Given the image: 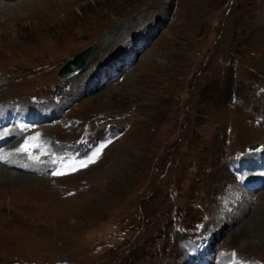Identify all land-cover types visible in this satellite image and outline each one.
I'll return each instance as SVG.
<instances>
[{
  "label": "rangeland",
  "instance_id": "obj_1",
  "mask_svg": "<svg viewBox=\"0 0 264 264\" xmlns=\"http://www.w3.org/2000/svg\"><path fill=\"white\" fill-rule=\"evenodd\" d=\"M1 5L0 114L39 111L44 178L0 166V264H264L249 228L264 192L245 191L236 172L256 164L250 148L264 154V0ZM49 108L59 115L40 116ZM15 133L1 145L28 148L29 131ZM84 139L86 166L53 175L44 149ZM248 192L254 202L232 220ZM245 227L251 236H235Z\"/></svg>",
  "mask_w": 264,
  "mask_h": 264
},
{
  "label": "bare ground",
  "instance_id": "obj_2",
  "mask_svg": "<svg viewBox=\"0 0 264 264\" xmlns=\"http://www.w3.org/2000/svg\"><path fill=\"white\" fill-rule=\"evenodd\" d=\"M5 0H0V15L1 14H4V13H6L9 9H7V8H10V7H5V6H2L1 4H3V2H4ZM5 4V3H4ZM7 14V13H6ZM92 51V50H91ZM90 51V52H91ZM88 53V55L84 58V60H82L81 59V61H82V63L80 64L81 65V67H82V69L84 68V66H85V64H86V62L88 61V59H89V56H90V54L92 53ZM80 62V61H79ZM11 70V69H10ZM12 71V70H11ZM7 72V71H6ZM5 72V73H6ZM68 73H71V70H69L68 71ZM1 76V75H0ZM3 76H4V74H3ZM11 76V75H10ZM70 77V76H69ZM10 78H12V77H10ZM23 79V78H22ZM3 80V79H2ZM13 81V80H12ZM11 81V82H12ZM16 81V80H15ZM4 83V82H3ZM7 83V82H6ZM9 84V83H8ZM12 84V83H11ZM4 86V85H3ZM6 86V85H5ZM3 88V87H2ZM5 88V87H4ZM7 89V88H6ZM4 92V91H3ZM38 93V92H37ZM16 103V102H15ZM38 111V110H37ZM45 113H42L43 115H45V116H57V115H59V110H57V109H55V108H49L48 109V111H44ZM46 119V118H45ZM60 122H55L53 125H52V127H54L55 125H57V124H59ZM66 124V123H65ZM67 125V124H66ZM60 126V125H59ZM8 132H11V129H9L8 130ZM28 133V132H27ZM24 134V133H23ZM26 134V133H25ZM9 135V134H8ZM15 135H16V133H15ZM29 135V134H28ZM54 135V134H53ZM57 136V135H56ZM21 137V136H20ZM3 138L4 139H8V137H6L5 135L3 136ZM41 138V137H40ZM55 138V137H54ZM25 139V138H24ZM42 139V138H41ZM48 139V138H47ZM55 139H57V138H55ZM17 140V139H16ZM21 140V139H20ZM49 140V139H48ZM18 141H19V139H18ZM56 141H58V140H56ZM55 141V142H56ZM13 142V141H12ZM24 142H25V140H24ZM61 143V142H60ZM27 144V143H26ZM23 145V144H22ZM22 145H20V146H22ZM64 145H65V143H64ZM7 146V145H6ZM6 146L5 147H2V149L0 150V154H2L1 155V157H0V166H2L3 168H5V169H10V170H14V171H16V172H19V173H23V174H28V175H31V176H33V177H35V178H37L38 179V177H42V176H38L37 177V175L38 174H42V170H43V168H44V166H41V165H39L38 164V166H36L37 164L36 163H32V162H27V161H24V163H21L19 160H18V157H15V152H13L14 151V149L16 148V147H8V148H6ZM10 146H12V145H10ZM14 146V145H13ZM47 146V145H46ZM48 146H49V144H48ZM30 147V146H29ZM48 148H50V147H48ZM47 148V149H48ZM20 149V148H19ZM256 149V147H252V148H250V150H255ZM263 149H264V144H263ZM21 151V150H20ZM40 151V150H39ZM52 151V150H51ZM35 152V151H34ZM38 152V151H37ZM57 153V152H56ZM264 153V152H263ZM27 156V155H26ZM40 157V156H39ZM33 159V158H32ZM37 159H38V157H37ZM42 159V158H41ZM25 160V159H24ZM29 161V160H28ZM36 161V160H35ZM247 164H245V166H244V168H243V170H242V172H241V180H242V182L243 181H249L250 179H252V178H257L258 180H260V181H262V182H260V185L259 186H261L260 188H262L261 190H259V191H257V194H260V193H263L264 192V170H262V169H260V168H254V166L250 163V162H246ZM46 164V163H45ZM81 165H83V164H81ZM3 168H1L0 167V172H3ZM42 171V172H41ZM7 172L8 171H6V174H7ZM80 172V171H79ZM67 176V175H66ZM42 178H44V177H42ZM48 178V177H47ZM64 178L65 177H62V178H59V179H54V180H59V181H62V180H64ZM12 181H13V179H11ZM256 186H257V183L255 184ZM258 187V186H257ZM234 188V187H233ZM235 189V188H234ZM234 189H231V192H233V194H238V190H234ZM229 192V191H228ZM230 192V193H231ZM232 194V195H233ZM246 195L247 196H245V198L242 200V202H244V203H242L241 201H240V203H242L241 204V207H240V209L239 210H236V212L235 213H231L233 216H232V220H234V219H236V216L237 215H239V214H241V215H243L244 214V212L245 211H247V209H248V205H250L251 203H253L254 202V199H255V193H252V192H248V193H246ZM233 197V196H232ZM234 198V197H233ZM216 220H218V219H216ZM219 225H222L223 224V222H219L218 223ZM225 224H223L222 226H224ZM250 227V229L251 230H255V229H257V231L256 232H258L259 233V238H261V239H263V241H264V213L263 212H261V214H260V217H259V219H258V222H257V224H255L253 227H255V228H252V225H249ZM245 229H247V227H245L243 230H239L237 233H236V235L235 236H241V235H243V236H251V233H250V230L249 231H247V230H245ZM195 259V258H194ZM224 262V261H223Z\"/></svg>",
  "mask_w": 264,
  "mask_h": 264
},
{
  "label": "water",
  "instance_id": "obj_3",
  "mask_svg": "<svg viewBox=\"0 0 264 264\" xmlns=\"http://www.w3.org/2000/svg\"><path fill=\"white\" fill-rule=\"evenodd\" d=\"M90 52V49L85 50L84 52L78 54L74 61L69 62L65 68L62 70L63 77L65 76H72L80 71L81 67V59L84 60V58L88 55ZM80 61V62H79ZM71 70V73H68V71Z\"/></svg>",
  "mask_w": 264,
  "mask_h": 264
},
{
  "label": "snow or ice",
  "instance_id": "obj_4",
  "mask_svg": "<svg viewBox=\"0 0 264 264\" xmlns=\"http://www.w3.org/2000/svg\"><path fill=\"white\" fill-rule=\"evenodd\" d=\"M25 151H27V148H25L24 149ZM96 155H99V153H97ZM92 162H94L93 160H90L89 161V163H92ZM84 166H86V165H81V167H84ZM63 173H61V172H54L53 173V175H62Z\"/></svg>",
  "mask_w": 264,
  "mask_h": 264
}]
</instances>
